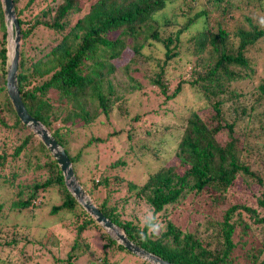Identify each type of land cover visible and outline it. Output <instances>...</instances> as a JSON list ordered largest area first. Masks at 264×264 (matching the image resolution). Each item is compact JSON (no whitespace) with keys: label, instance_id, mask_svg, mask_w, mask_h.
Wrapping results in <instances>:
<instances>
[{"label":"trees","instance_id":"16d2710c","mask_svg":"<svg viewBox=\"0 0 264 264\" xmlns=\"http://www.w3.org/2000/svg\"><path fill=\"white\" fill-rule=\"evenodd\" d=\"M12 4L19 26L16 81L21 102L63 147L76 180L98 211L133 244L173 264H264V27L253 18L255 11L264 17V0H12ZM36 30L50 34L43 47L29 42ZM5 43L0 4V187L14 193L9 209L32 211L41 206L45 192L54 190L58 203L49 214L69 217L75 225L65 257L55 264H76L78 259H85L83 264H120L123 255L148 264L118 245L84 212L66 190L55 160L16 117L5 92ZM181 49L187 69L172 83L169 71L181 58ZM256 59L261 66L256 67ZM139 71L154 98L160 99L157 107L188 92L204 112L188 106L172 119L167 117L170 111L162 110L160 123L148 118L157 113L154 109L130 116L127 93L141 94L142 85L134 76ZM242 82L252 88L240 90L236 84ZM113 112L127 120L126 127L114 134L125 136L128 149L134 140L158 138L155 143L160 147L164 135L173 138L169 147L174 164L160 166L140 184L126 181V194L119 201L153 206L166 225L157 238L141 240L140 219L122 218L124 207L118 211L108 201L112 190L103 171L98 181L90 179L88 187L80 182L74 167L79 154L73 157L65 148L69 131L88 127L100 116L108 119ZM140 148L149 149L144 143ZM28 176L30 183L23 185ZM235 187L253 202L233 203L216 219L203 215L188 229L167 217L189 195L204 194L220 203ZM101 189L105 195L99 199ZM92 231L99 241L94 253L84 235ZM21 241L33 244L14 234L5 244L12 248ZM46 243L53 248L61 244L55 237L41 245ZM20 255V264L32 261L27 254ZM6 261L0 259V264H18Z\"/></svg>","mask_w":264,"mask_h":264},{"label":"rangeland","instance_id":"374dc122","mask_svg":"<svg viewBox=\"0 0 264 264\" xmlns=\"http://www.w3.org/2000/svg\"><path fill=\"white\" fill-rule=\"evenodd\" d=\"M26 1V0H22ZM21 6V5H20ZM87 5H84V10ZM172 8V6L170 7ZM169 15V9L167 10ZM256 23L262 27L258 20L264 18L263 15L255 11L253 17ZM49 35V36H48ZM50 34L42 30H36L35 37L29 40L32 44L41 45L42 47L48 43ZM6 45V43H5ZM184 50H180V59H175L176 63L169 71L171 82L174 83L177 76L182 75L187 69L183 59L185 56ZM158 57L160 53H155ZM262 58L264 59V47ZM257 60V59H256ZM124 61L120 60L119 64ZM256 67L261 66L260 61L257 60ZM136 80L142 85V92H132L128 94V110L129 115L133 116L138 113H143L154 109L157 113H150L148 118H152L155 123L162 121V110L170 111L167 115L168 118L185 113L188 108L203 113L204 110L200 109L191 94L183 93L173 101L167 102L163 107H157L160 99L154 98L151 87H147V80L143 77L141 71L134 74ZM237 87L244 91L252 88L248 82L236 84ZM254 87V86H253ZM130 94V95H129ZM53 96V94H51ZM162 108V109H161ZM198 108V109H196ZM69 125V121H65ZM127 120L120 117L116 112L109 115L108 119L100 116L90 126L85 128H75L69 131L64 139L66 141L65 148L71 156L79 157L75 163V172L79 177L80 182L88 185L90 179L98 181V175L106 176L109 180L110 193H108V201L114 205L116 204L117 210L123 206L124 215L122 218H139L141 217L143 203H134L130 200L120 204L119 201L126 194L125 182L130 181L136 184L144 182L147 176L155 172L160 166H170L174 164L172 151L169 145H172L169 134L166 137L164 146L157 147L155 143L158 138L134 140L133 148L128 149L124 135H115L116 131L125 128ZM112 134V135H110ZM94 138L104 140L103 142L94 141ZM93 140L89 142V140ZM90 143L87 145V143ZM171 142V143H169ZM144 143L149 149L144 150L140 148V144ZM157 147V148H153ZM141 151V152H140ZM124 161V165H120L119 161ZM115 177V178H114ZM23 185H28L31 178L28 176L23 178ZM112 180V181H111ZM114 181V182H113ZM253 193L257 195L255 187ZM16 191V189L14 190ZM13 192V191H12ZM11 189L0 187V259L3 261H17L20 264L21 253L27 254L32 257V261L28 264H55L57 260L63 259L65 253L68 251L73 237L75 236L74 226L69 217H62L61 214H49L50 207L58 203V196L54 190L47 191L42 196V204L38 208L24 209L20 212L15 209H9L8 205L12 200L14 193ZM105 195L101 189L99 192V199ZM253 202V198L248 195L240 187H235L233 192L220 203L211 202L206 195H189L183 202L174 207L173 210L168 211L167 217L171 218L173 224L179 226L181 229H188L197 220H201L203 215H208L212 218H219L222 211L233 203L237 202ZM84 234L86 240L90 243L88 250L96 251L99 248V241L95 237V231ZM16 235L18 238H23L26 241L33 242V244H24L23 241L15 247L7 246L5 240L7 236ZM58 238L60 246L53 248L49 243L41 245L48 238ZM40 245H38L37 243ZM22 251V252H21ZM94 253V252H93ZM85 259H78L76 264H83ZM6 261V262H8ZM142 261V260H140ZM5 263V262H4ZM64 264V263H61ZM120 264H139L134 258L128 255H123Z\"/></svg>","mask_w":264,"mask_h":264},{"label":"water","instance_id":"95a60500","mask_svg":"<svg viewBox=\"0 0 264 264\" xmlns=\"http://www.w3.org/2000/svg\"><path fill=\"white\" fill-rule=\"evenodd\" d=\"M4 26L6 31V62H5V92L11 102L13 110L19 121L30 130L43 144L60 169L63 183L77 204L99 225L118 245L122 246L133 256L148 264H173L143 250L133 244L124 233L111 221L105 218L92 203L89 196L76 180L72 164L63 147L51 136L49 131L35 118L29 115L24 108L16 81L19 60V26L15 16L12 0H0Z\"/></svg>","mask_w":264,"mask_h":264},{"label":"clouds","instance_id":"9594fccd","mask_svg":"<svg viewBox=\"0 0 264 264\" xmlns=\"http://www.w3.org/2000/svg\"><path fill=\"white\" fill-rule=\"evenodd\" d=\"M258 23L264 27V18H260ZM140 225L142 231H140L138 235L140 239L144 241L149 238H157L166 230V225L160 219L159 213L149 204H146L142 209Z\"/></svg>","mask_w":264,"mask_h":264}]
</instances>
